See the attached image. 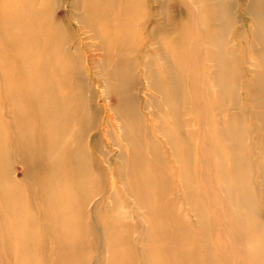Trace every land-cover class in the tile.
<instances>
[{"label":"bare ground","instance_id":"6f19581e","mask_svg":"<svg viewBox=\"0 0 264 264\" xmlns=\"http://www.w3.org/2000/svg\"><path fill=\"white\" fill-rule=\"evenodd\" d=\"M262 213L264 0H0V264H264Z\"/></svg>","mask_w":264,"mask_h":264},{"label":"rangeland","instance_id":"374dc122","mask_svg":"<svg viewBox=\"0 0 264 264\" xmlns=\"http://www.w3.org/2000/svg\"><path fill=\"white\" fill-rule=\"evenodd\" d=\"M242 3V2H241ZM263 216V213L261 214V217ZM262 221H263V223H264V219H263V217H262Z\"/></svg>","mask_w":264,"mask_h":264}]
</instances>
